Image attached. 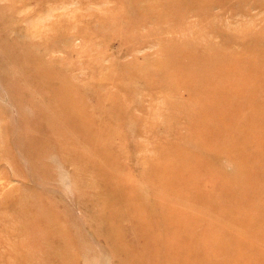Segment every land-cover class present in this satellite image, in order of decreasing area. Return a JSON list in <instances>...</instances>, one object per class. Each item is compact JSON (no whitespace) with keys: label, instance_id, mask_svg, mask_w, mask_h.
Returning <instances> with one entry per match:
<instances>
[{"label":"rangeland","instance_id":"374dc122","mask_svg":"<svg viewBox=\"0 0 264 264\" xmlns=\"http://www.w3.org/2000/svg\"><path fill=\"white\" fill-rule=\"evenodd\" d=\"M95 262L264 264V0H0V264Z\"/></svg>","mask_w":264,"mask_h":264},{"label":"bare ground","instance_id":"6f19581e","mask_svg":"<svg viewBox=\"0 0 264 264\" xmlns=\"http://www.w3.org/2000/svg\"><path fill=\"white\" fill-rule=\"evenodd\" d=\"M78 87H80V86H78ZM81 90H82V89H81ZM55 98H56V97H55ZM185 102H186V101H185ZM51 103H52V102H51ZM55 103H56V102H55ZM58 104H59V103H58ZM13 107H14V105H13ZM60 107H61V106H60ZM7 108H8V107H7ZM9 111H10V110H9ZM11 112H12V111H11ZM50 117H51V116H50ZM169 125H170V124H169ZM171 125H173V124H171ZM153 161H154V160H153ZM25 164H26V163H25ZM99 169H100V168H99ZM104 169H105V168H104ZM105 171H106V170H104V172H105ZM108 172H110V171H108ZM106 173H107V171H106ZM109 174H110V173H109ZM105 177H106V176H105ZM50 181H51V180H50ZM69 181H70V180H69ZM67 183H68V182H67ZM68 184H69V183H68ZM129 184H130V183H129ZM65 185H66V184H65ZM132 186H133V185H132ZM36 187H37V186H36ZM69 187H70V186H69ZM42 188H43V187H42ZM71 189H72V188H71ZM32 198H33V197H32ZM32 198H31V199H32ZM36 200H37V199H36ZM36 200H35V202H36ZM24 201H25V200H24ZM78 201H79V200H78ZM28 203H29V202H28ZM33 203H34V202H33ZM37 203H38V202H37ZM23 204H24V203H23ZM38 204H39V203H38ZM28 205H29V204H28ZM28 205H27V208H28ZM36 205H37V204H36ZM24 208H25V207H24ZM29 208H30V207H29ZM33 211H34V210H33ZM36 211H37V210H36ZM87 211H88V210H87ZM29 212H30V211H29ZM29 212H27V213H29ZM39 212H40V211H39ZM39 212H37V213L39 214ZM116 215H117V214H116ZM115 218H116V217H115ZM120 218H121V217H120ZM50 219H51V218H50ZM122 219H123V218H122ZM50 222H51V221H50ZM121 222H122V221H121ZM41 223H42V222H41ZM96 223H97V222H96ZM43 224H44V223H43ZM101 225H102V224H101ZM40 226H41V225H39V227H40ZM50 226H51V225H50ZM103 228H104V227H103ZM114 229H115V228H114ZM45 231H46V230H45ZM21 233H22V232H21ZM48 233H49V232H48ZM118 233H119V232H118ZM51 236H52V235H51ZM116 236H118V235H116ZM119 236H120V235H119ZM119 236H118V237H119ZM25 237H26V236H25ZM60 238H61V236H60ZM64 238H65V237H64ZM119 238H120V237H119ZM123 238H124V237H123ZM123 238H122V239H123ZM20 239H21V238H20ZM50 239H51V238H50ZM50 239H49V240H50ZM34 241H36V240H34ZM51 241H52V239H51ZM55 242H56V241H55ZM121 242H122V241H121ZM144 242H145V241H144ZM34 243H35V242H34ZM36 243H37V242H36ZM52 243H53V242H52ZM144 244H145V243H144ZM61 245H62V244H61ZM41 246H43V245H41ZM65 247H66V245L64 246V248H65ZM50 248H51V247H50ZM50 248H49V249H50ZM62 248H63V247H62ZM136 248H138V247H136ZM147 248H148V247H147ZM129 249H130V248H129ZM51 250H52V249H51ZM63 250H64V249H63ZM130 250H131V249H130ZM52 251H53V250H52ZM53 253H54V252H53ZM61 253H62V252H61ZM85 253H86V252H85ZM87 253H88V252H87ZM121 253H122V252H121ZM138 253H139V252H138ZM138 253H136V256L138 255ZM146 253H147V251H146ZM146 253H145V254H146ZM80 254H81V253H80ZM142 254H143V253H142ZM145 254H144V255H145ZM63 255H64V254H63ZM63 255H62V256H63ZM75 255H76V254H75ZM47 256H48V255H47ZM50 256H51V255H50ZM138 256H139V255H138ZM74 257H75V256H74ZM76 257H77V256H76ZM76 257H75V258H76ZM78 257H79V256H78ZM85 257H86V256H85ZM91 257H92V256H91ZM94 257H95V256H94ZM94 257H93V259H94ZM106 258H107V257H106ZM48 259H49V258H48ZM59 259H60V258H59ZM78 259H79V258H78ZM140 259H141V258H140ZM52 260H53V259H52ZM89 260H90V259H89ZM89 260H88V261H89ZM94 260H95V259H94ZM97 260H98V259H97ZM79 261H80V260H79ZM90 261H91V260H90ZM55 262H56V261H55ZM64 263H65V260H64ZM95 264H96V262H95ZM109 264H110V262H109Z\"/></svg>","mask_w":264,"mask_h":264}]
</instances>
